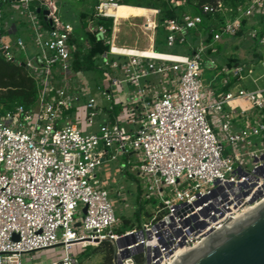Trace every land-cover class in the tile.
Returning a JSON list of instances; mask_svg holds the SVG:
<instances>
[{
  "label": "built area",
  "instance_id": "1",
  "mask_svg": "<svg viewBox=\"0 0 264 264\" xmlns=\"http://www.w3.org/2000/svg\"><path fill=\"white\" fill-rule=\"evenodd\" d=\"M5 3L28 10L33 37L10 42L1 34L0 54L26 65L39 91L31 109L0 110V264H23L25 254L55 246H63L66 255L52 264H83L71 252L74 245L105 242L114 247L110 264H173L264 203V87L217 93L203 78L204 57L219 52L223 38L237 35L243 18L264 12V0H251L235 18L212 27L210 42L200 30L202 15L188 12L166 20L167 46L187 47L185 53L152 48L169 54L166 58L124 53L116 48L125 46L116 44L115 34L108 36V28L99 25L98 35L110 44L98 68L101 101L84 82L67 87L72 72H78L75 55L90 44L61 18L56 0H0V23ZM118 6V0H98L95 15L113 18L116 25ZM224 8L205 5L203 13ZM193 31L200 33L198 45L191 42ZM30 44L38 50L42 78L20 57ZM244 72V65L225 66L223 85L229 84V73L244 79ZM125 85V102L114 104V92ZM237 99L251 107L234 105ZM102 114L107 118L93 131ZM223 141L230 153H224ZM120 154L139 162L146 197L157 193L162 199L150 219L126 228L97 175L99 166Z\"/></svg>",
  "mask_w": 264,
  "mask_h": 264
},
{
  "label": "rangeland",
  "instance_id": "2",
  "mask_svg": "<svg viewBox=\"0 0 264 264\" xmlns=\"http://www.w3.org/2000/svg\"><path fill=\"white\" fill-rule=\"evenodd\" d=\"M59 8V14L61 18L66 22H71L76 28V32L83 33L80 14L82 12H91L97 4V0H56ZM120 7V8H119ZM117 12L119 13V21L114 25L115 41L119 46L127 47V51L134 53H146L156 52L152 48L158 49L162 52L173 53H185L187 47H169L164 41L163 34L159 31L158 14H156L150 8L144 7H128L126 5H119ZM3 13V20L0 23V27L5 28L8 21L15 19L18 22L19 33L17 36H21L25 39H32V21L27 16L28 10L19 3H5L1 7ZM188 12L192 11L191 7H186ZM231 11L229 7H225L221 14L216 17L212 25L218 28L222 23L229 20ZM260 17L257 15H251L248 17L247 25L244 28L242 35H234L223 38L218 43L219 52L212 54L211 56L204 57V73L203 78L205 83H209L215 74L219 77H225L222 73V69L227 66L228 61L232 58L238 60L232 61L234 66L244 65L245 72L244 77L253 78L254 86L259 84V87H264V41L255 39L254 30H261L262 24ZM154 22L157 26L154 27ZM41 25V22L37 23ZM195 35H199L195 40V44L198 45L200 41V33L195 32ZM13 38L9 35H4L5 41H10ZM16 38V37H15ZM162 43H158V40ZM157 47V48H156ZM167 54V53H166ZM20 57L27 59L32 64V70L42 78L43 71L38 59V50L34 44H30L28 49L20 54ZM215 59L216 64H211L215 69H210L207 62L208 59ZM125 58H121L124 60ZM208 60V61H207ZM222 76H221V75ZM228 77L233 79V74L229 73ZM102 79L103 73L101 70H92L86 73L72 72L68 81L67 87L77 88L83 82L89 87V92L95 97L102 100ZM239 79H241L239 77ZM243 80V79H241ZM245 81V80H244ZM243 81V82H244ZM239 88V87H236ZM236 88H232L236 90ZM129 90L128 85L119 87L114 92L113 102L114 104H121L125 102L126 95ZM110 105L111 102H106ZM235 105L247 109L251 107V103L244 99H237L234 101ZM96 126L92 129L96 130ZM225 146V154L231 152V147L228 146L226 141H223ZM242 152V150H241ZM138 159V156L136 157ZM127 164L125 168H122L123 164ZM139 162H129L127 155L120 154L117 160L106 161L103 165L97 169V175L105 184L110 192V199L116 210V214L121 220L122 227L125 225V219H130L133 226H137L143 220H148L153 216L154 211L158 205L162 203V199L157 193L153 194L152 198L146 197L147 186L146 180L139 177L137 173ZM169 188H165V196H168ZM82 218V216H80ZM81 232L80 229H78ZM107 247L103 244L100 247L89 245L83 247L81 244H76L72 248L71 252L79 254L83 264H102L106 260ZM66 255V250L63 246H55L38 250L35 252L27 253L23 257V264H32L33 262H40L41 264H52L56 261L62 260Z\"/></svg>",
  "mask_w": 264,
  "mask_h": 264
},
{
  "label": "trees",
  "instance_id": "3",
  "mask_svg": "<svg viewBox=\"0 0 264 264\" xmlns=\"http://www.w3.org/2000/svg\"><path fill=\"white\" fill-rule=\"evenodd\" d=\"M119 5H126L128 7H144L150 9H159L158 21L159 31L166 38L165 22L171 18H178L188 13L186 7H191V13L200 14L203 16V22L200 26L201 33L206 36V41L210 42L213 39V34L210 29L213 27V20L221 14V11L215 13L204 14L203 7L205 5H211L218 7L220 3L224 7H229L231 11L230 18H235L238 14V8L240 6L247 7L251 0H184V5L174 6L172 0H118ZM98 3V0H97ZM97 5V4H96ZM96 7L91 12H82L80 14L81 23L83 28V35L88 40L90 48L86 52L79 50L75 55L74 68L78 72H89L92 70H98L100 64L104 61L106 53H108L110 44L106 43L97 32L99 25H104L108 28V36H112L114 21L113 18H102L96 17ZM260 17L262 29L258 30L257 38L259 39L264 36V12L257 13ZM248 18L242 19V28L237 35H242L244 28L246 27ZM46 24V22H45ZM0 31L3 32V27H0ZM193 35L191 42H195L199 35ZM199 33V32H197ZM78 35H81L77 32ZM158 43H162L159 39ZM157 48V47H156ZM157 51H160L156 49ZM238 60L232 58L228 61V66L233 67V62ZM235 80V79H234ZM234 80L229 82L228 88L234 83ZM38 82L32 76L31 70L24 64H16L14 62L7 61L0 54V110L5 111L12 109L17 105H24L27 109H31L36 106L38 101ZM126 226H133L130 219H125ZM107 247L106 260L102 264H110L113 261L114 247L110 242L103 244Z\"/></svg>",
  "mask_w": 264,
  "mask_h": 264
},
{
  "label": "water",
  "instance_id": "4",
  "mask_svg": "<svg viewBox=\"0 0 264 264\" xmlns=\"http://www.w3.org/2000/svg\"><path fill=\"white\" fill-rule=\"evenodd\" d=\"M175 264H264V203L211 235L196 252Z\"/></svg>",
  "mask_w": 264,
  "mask_h": 264
},
{
  "label": "crops",
  "instance_id": "5",
  "mask_svg": "<svg viewBox=\"0 0 264 264\" xmlns=\"http://www.w3.org/2000/svg\"><path fill=\"white\" fill-rule=\"evenodd\" d=\"M18 33H19V27H18V22L15 20V19H12V20H10V21H8L7 23H6V25H5V28H3V32H1V34H2V36L4 37V35H9V36H12L13 38H11L10 39V42H14L15 40H16V38L18 37L17 35H18ZM16 37V38H15ZM193 44H195V42H192ZM126 52L127 53H132L131 51H127L126 50ZM212 54H214V53H212ZM212 54H210V56L212 55ZM216 54V53H215ZM209 60V59H208ZM207 60V61H208ZM208 66H209V68L210 69H215V67H213L211 64H208ZM228 66V65H227ZM221 75V74H220ZM222 76V75H221ZM235 79V80H234ZM232 80H234V83L228 88V90L229 89H232L233 87L234 88H236V87H242V86H248V87H250V88H253V89H256V88H263V87H259L258 85L259 84H257V85H253V84H255V83H253V81L252 80H255L254 79V77L251 79V78H244L243 80H241V79H239V78H234L233 77V79H230L229 78V82H231ZM245 80V81H244ZM223 81H224V77H219V75L218 74H215L214 76H213V78L211 79V81L209 82V84L210 85H212L215 89H216V91H217V93L218 92H226V91H228V90H223L224 89V87H227V85H223ZM244 81V82H243ZM234 105H235V103H234ZM107 118V116L105 115V114H102L101 116H100V118L98 119V125L96 126V130L98 131V129H99V124L101 123V122H103V120L104 119H106Z\"/></svg>",
  "mask_w": 264,
  "mask_h": 264
},
{
  "label": "bare ground",
  "instance_id": "6",
  "mask_svg": "<svg viewBox=\"0 0 264 264\" xmlns=\"http://www.w3.org/2000/svg\"><path fill=\"white\" fill-rule=\"evenodd\" d=\"M118 7H119V6H118ZM119 8H120V7H119ZM117 10H118V8H117ZM117 10H115L114 12H115V14L118 16V14H119V13H118L119 10H118V12H117ZM118 17H119V16H118ZM116 48H121V51H123L124 53H127V52H126V48H127V47H116ZM127 54H130V55H137V56L160 57V58H166L167 56H169V54H166V53H158V52H146V53H141V52H139V53H134V52H132V53H127ZM202 245H203V243L200 244V246H198L196 249L198 250L199 247H201ZM196 249L191 250V251H188V252L182 254L181 256H179V257L175 260V262H174L173 264H175L180 258H181L182 260L186 259V258L189 257L190 255H192L194 252H196V251H197Z\"/></svg>",
  "mask_w": 264,
  "mask_h": 264
}]
</instances>
